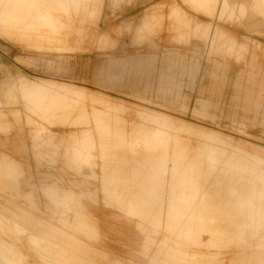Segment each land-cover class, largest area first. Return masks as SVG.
<instances>
[{"label": "rangeland", "instance_id": "obj_1", "mask_svg": "<svg viewBox=\"0 0 264 264\" xmlns=\"http://www.w3.org/2000/svg\"><path fill=\"white\" fill-rule=\"evenodd\" d=\"M12 1H0V264H263L264 0H215L214 17L184 0ZM173 8L210 24L208 41L181 39ZM215 80L218 105L205 100ZM15 156L79 186L30 184Z\"/></svg>", "mask_w": 264, "mask_h": 264}, {"label": "crops", "instance_id": "obj_2", "mask_svg": "<svg viewBox=\"0 0 264 264\" xmlns=\"http://www.w3.org/2000/svg\"><path fill=\"white\" fill-rule=\"evenodd\" d=\"M185 3L191 4L197 11L203 13L204 15L208 17H214L216 16V3L215 0H184ZM232 0H222L220 2V8L222 11H229ZM157 12H152L149 15H147L146 20L143 22V25L140 27L138 31V35L136 37L137 42L143 41L146 38V34L152 33L154 26H155V20H157ZM172 19H174L178 23L177 31L180 33V38L184 39L186 41L191 40L192 35L194 38H197L201 42L205 43V41H208V35H209V30L211 29L210 24L206 22H195L193 25L191 24V20L186 17V14L182 13L180 9L178 8H173L172 13L170 15ZM192 25V27H191ZM182 27L186 28L187 30L189 29L190 31L183 33V30L181 29ZM143 31V32H142ZM216 33V31H215ZM214 33V35H215ZM218 35H222L218 40L219 43L223 42L225 45L230 44L232 41V37L227 35L224 31L218 30L216 33ZM213 35V36H214ZM151 39H149L150 41ZM144 64L147 66V70L151 67L150 62H144L141 63V65ZM126 65H122L123 69H126ZM19 65L17 64V67ZM21 67V66H19ZM149 67V68H148ZM164 76V75H163ZM214 79H217L216 74L211 75ZM208 93L210 94L209 99H205L209 103H213L215 105H218L217 103L213 102L211 100L212 97H219L221 95V86H219L216 83V80L213 82L212 85H209V88L207 89ZM205 93V89L202 88L201 94ZM247 101L249 103L247 104L248 106L251 104L249 95L247 96ZM17 140V139H16ZM16 152L15 154H17ZM14 160L21 163L23 165V169L25 172V177L28 180L30 184L33 185H61V181H65L66 184L68 185L69 183L74 184L75 186H79L78 181H74V179L65 173H62L60 167L52 168V170H42L41 168H38L36 163L32 160L26 159L25 156L23 158H20L19 156H15ZM47 169V168H45ZM36 195V194H35ZM36 205L38 209L46 212L47 214L50 215V211L54 210L55 208L51 205L50 202H46L42 195L40 193L37 194V200H36ZM103 221V220H102Z\"/></svg>", "mask_w": 264, "mask_h": 264}, {"label": "bare ground", "instance_id": "obj_3", "mask_svg": "<svg viewBox=\"0 0 264 264\" xmlns=\"http://www.w3.org/2000/svg\"><path fill=\"white\" fill-rule=\"evenodd\" d=\"M0 1H1V0H0ZM5 1H7V0H5ZM18 1H19V0H18ZM18 1H17V2H13V1H12L11 3L9 2V4H11L12 7L15 6L14 11H15V9H17L16 7L20 8L21 10H23L21 7L16 6V5H18ZM22 1H23V0H22ZM29 1H30V0H29ZM29 1H28V2H29ZM34 1L36 2V0H34ZM40 1H41V0H40ZM50 1H51V0H50ZM30 2H31V1H30ZM30 2H29V3H30ZM43 2H44V0H43ZM82 2H83V1H82ZM0 3H1V2H0ZM12 3H14V4L16 3V5H13ZM25 3H26V1L24 0V3H23V4H25ZM40 3H41V2H40ZM40 3H38V0H37V4H40ZM3 4H4V2L2 3V6H6L5 4H4V5H3ZM9 4H8V2H7V6H8ZM26 4H27V3H26ZM31 4H32V3H30V5H31ZM35 4H36V3H35ZM19 5H20V6H25V5H21L20 2H19ZM27 5H29V4H27ZM27 5H26V8H27V7H32V6H27ZM49 5H50V4H49ZM0 6H1V4H0ZM7 6H6V7H7ZM33 6H34V5H33ZM36 6H37V5H36ZM36 6H35V7H36ZM52 6H53V5H52ZM12 7H9V8H12ZM35 7H32V8L34 9ZM40 7H41V6H40ZM45 7H46V6H45ZM56 7H57V6H56ZM9 8H8V9H9ZM26 8H25V10H23L22 12H26V11H27ZM41 8H42V7H41ZM49 8H50V7H49ZM52 8H53V7H52ZM3 9H6V8L3 7ZM30 10L32 11V9H30ZM34 10H35V9H34ZM36 10H37V8H36ZM39 10H40V8H39ZM39 10H37V12H38ZM43 10H45V9H42L40 12H42ZM54 10H55V9H54ZM0 11H2L1 8H0ZM5 11H7V9L4 10L3 14L6 13ZM16 11H18V10H16ZM48 11H49V10H48ZM8 12H9V10H8ZM12 12H13V11H12ZM18 12H19V11H18ZM18 12L14 13V15L16 16V14H17ZM37 12L33 11L32 13H36V16H37ZM45 12H46V11H45ZM55 12H56V11H55ZM20 13H21V12H20ZM20 13L17 14L18 17H20V16H19ZM32 13H31V12H28V13H24V14L22 13V14H23V15L28 14V15H29V18H30V15H33V16L35 15V14H32ZM3 14H2V15H3ZM8 14H9L8 17H10V16H11V9H10V13H8ZM22 14H20V15H22ZM38 14H39V13H38ZM42 14H43V13H42ZM42 14H40V15H42ZM5 15H6V14H5ZM5 15H4V16H5ZM14 15L12 14L13 17H15ZM28 15H26V16L28 17ZM45 15H46V14H45ZM51 15H52V14H51ZM33 16H32V17H33ZM36 16H35V17H36ZM42 16H43V15H42ZM56 16H57V15H56ZM56 16H55V17H56ZM59 16H61V15H59ZM13 17H11V18H13ZM21 17H22V16H21ZM27 17H26V18H27ZM35 17H34V20H35ZM15 18H16V17H15ZM26 18H24V19L26 20ZM36 18H37V17H36ZM30 19H31V18H30ZM51 19H52V18H51ZM9 20H10V19H9ZM13 20H14V18H13ZM13 20L11 19L10 21H13ZM15 20H16V19H15ZM34 20H33V21H34ZM7 21H8V20H7ZM7 21H5V22H7ZM19 21H20V18H19ZM22 21H23V20H22ZM26 21H28V19H27ZM51 21H52V20H51ZM8 22H9V21H8ZM14 22H15V21H14ZM17 22H18V21H17ZM17 22H16V23H17ZM29 22H31V21H28V23H29ZM9 23H11V22H9ZM12 23H13V22H12ZM19 23H20V22H19ZM21 23H22V22H21ZM32 23L34 24V22H32ZM52 23H53V22H52ZM14 24H15V23H14ZM23 24H24V23H22V25H23ZM35 24H36V23H35ZM15 25H16V24H15ZM20 26H21V24H20ZM2 27H3V26H2ZM23 27H24V26H23ZM19 28H20V27H19ZM40 28H41V27H40ZM14 29H15V28H14ZM9 32H10V31H9ZM9 32H8V33H9ZM24 33H25V32H24ZM26 33H27V32H26ZM46 33H47V32H46ZM50 33H51V32H50ZM22 34H23V33H22ZM26 35H27V34H26ZM31 35H32V34H31ZM31 35H30V36H31ZM53 35H54V34H53ZM23 36H24V35H23ZM43 36H44V35H43ZM35 37H36V35H35ZM53 37H54V36H53ZM56 37H57V36H56ZM26 38H27V37H26ZM33 38H34V37H33ZM41 38H42V37H41ZM41 38H40V39H41ZM47 38H48V37H47ZM50 38H51V37H50ZM50 38H49V39H50ZM54 38H55V37H54ZM42 39H43V38H42ZM64 39H65V37H64ZM24 40L26 41L25 38H24ZM45 40H46V38H45ZM47 40H48V39H47ZM47 40H46V41H47ZM50 40H51V39H50ZM53 40H54V39H53ZM51 41H52V40H51ZM55 41H56V40H55ZM57 41H60V40H57ZM63 41H64V40H63ZM43 42H44V41H43ZM53 42H54V41H53ZM47 43H48V42H47ZM54 84H55V83H54ZM51 85H52V84H51ZM54 86H55V85H54ZM31 88H32V87H31ZM64 89H65V88H64ZM62 90H63V88H62ZM67 90H68V89H67ZM71 90H72V89H71ZM77 91H78V90H77ZM67 92H68V91H67ZM72 92H73V91H72ZM51 93H52V92H51ZM77 94H80V93L77 92ZM159 119H160V118H159ZM157 120H158V119H157ZM158 121H159V120H158ZM156 122H157V121H156ZM191 129H192V128H191ZM189 131H190V130H189ZM192 133H193V132H192ZM166 134H167V133H166ZM168 134H169V133H168ZM190 134H191V133H190ZM191 136H192V135H191ZM209 136H210V135H209ZM161 138H162V137H161ZM169 141H170V140H169ZM234 141H235V140H234ZM225 143H226V142H225ZM233 144H234V143H233ZM235 145H236V144H235ZM153 147H154V146H153ZM118 148H119V147H118ZM181 148H182V147H181ZM160 149H161V148H160ZM207 149H208V148H207ZM240 149H241V148H240ZM242 150H243V149H242ZM153 151H154V150H153ZM232 153H233V152H232ZM248 153H249V152H248ZM174 154H175V153H174ZM193 154H194V153H193ZM199 154H201V153H199ZM190 155H191V154H190ZM194 155H195V154H194ZM231 155H233V154H231ZM259 155H260V154H259ZM234 156H235V154H234ZM239 156H240V155H239ZM205 157H206V156H205ZM186 158H187V157H186ZM191 158H192V157H191ZM216 158H217V157H216ZM236 158H237V157H236ZM111 159H112V158H111ZM123 159H124V158H123ZM187 159H188V158H187ZM199 159H200V158H199ZM11 160H12V159H11ZM201 160H202V159H201ZM203 160H204V159H203ZM203 160H202V161H203ZM219 160L221 161L222 159L220 158ZM224 160H225V159H224ZM224 160H223V161H224ZM228 160H229V158H228ZM243 160H244V159H243ZM160 161H161V160H160ZM84 162H85V161H84ZM186 162H187V161H186ZM194 163H196V162H194ZM205 163H206V162H205ZM242 163H243V162H242ZM163 165H164V164H163ZM172 165H173V164H172ZM180 165H181V164H180ZM202 165H203V163H202ZM202 165H201V166H202ZM205 165H206V164H205ZM161 166H162V165H161ZM173 166H174V165H173ZM197 166H198V165H197ZM199 166H200V165H199ZM199 166H198V167H199ZM237 166H238V165H237ZM154 167H155V166H154ZM166 167H167V166H166ZM208 167L210 168V166H208ZM15 168H16V167H15ZM202 168H203V167H202ZM202 168H200V169H202ZM217 168H218V166H217ZM221 168H222V167H221ZM221 168H218V169L221 170ZM200 169H199V171H200ZM207 169H208V168H207ZM207 169L205 170V173H206V171L208 172ZM224 169H225V168H224ZM227 169H228V168H227ZM245 169H246V168H245ZM125 170H126V169H125ZM133 170H134V169H133ZM156 170H157V169H156ZM183 170H184V169H183ZM210 170H211V169H210ZM210 170H209V171H210ZM212 170H213V169H212ZM216 170H217V169H216ZM220 170H219V171H220ZM243 170H244V169H243ZM150 171H151V170H150ZM197 171H198V170H197ZM197 171H196V172H197ZM199 171H198V173H199ZM219 171L217 170L216 173L218 174ZM153 172H154V171H153ZM157 172H158V171H157ZM172 172H173V171H172ZM194 172H195V171H194ZM194 172H193V173H194ZM196 172H195V173H196ZM203 172H204V171H203ZM210 172H211V171H210ZM210 172H208V173H210ZM224 172H225V171H224ZM224 172H222V173H224ZM239 172H240V171H239ZM198 173H197V176H198ZM219 173H220V172H219ZM227 173H228V172H227ZM234 173H235V172H234ZM236 173H238V171H237ZM121 174H122V173H121ZM125 174H126V173H125ZM134 174H135V173H134ZM136 174H137V173H136ZM200 174H201V173H200ZM211 174H212V173H211ZM211 174H209L208 179H209V177H210ZM220 174H221V173H220ZM224 174H226V173H224ZM228 174H230V173H228ZM171 175H172V174H171ZM193 175H194V174H193ZM195 175H196V174H195ZM215 175H216V174H215ZM215 175L213 174L212 178H213ZM147 176H148V175H147ZM160 176H161V175H160ZM197 176H195V177L197 178ZM227 176H229V175H227ZM231 176H232V175H231ZM240 176H241V175H240ZM240 176H239V177H240ZM252 176H253V175H252ZM162 177H163V176H162ZM167 177H168V176H167ZM200 177H201V176H200ZM200 177H198V178H200ZM205 177H206V175H205ZM205 177H204V178H205ZM218 177H219V178H220V177L222 178V175H221V176H218ZM218 177H216V178H218ZM244 177L247 178L246 176H244ZM244 177H243V178H244ZM182 178H183V176H182ZM226 178H228V177H225V179L223 178L224 181H226ZM229 178H232V177H229ZM234 178H235V177H234ZM237 178H238V176H237L235 179H237ZM149 179H150V178H149ZM165 179H166V178H165ZM200 179H201V178H200ZM208 179H207V181H208ZM223 179H221L222 182H223ZM202 181H203V179H202ZM202 181H201V182H202ZM215 181H216V179H215ZM228 181H229V179H228ZM233 181H234V179H233ZM239 181H240V179H239ZM9 182H10V181H9ZM122 182H123V181H122ZM127 182H128V181H127ZM195 182H196V181H195ZM201 182H200V183H201ZM203 182H204V181H203ZM211 182H213L212 179H211ZM217 182L220 183V182L218 181V179H217ZM204 183H205V182H204ZM204 183H203V184H204ZM218 183H217V184H218ZM223 183H224V182H223ZM238 183H239V182H238ZM253 183H254V182H253ZM11 184H12V183H11ZM167 184H168V183H167ZM175 184H176V183H175ZM194 184H195V183H194ZM224 184H225V183H224ZM234 184H235V183H234ZM158 185H159V183H158ZM201 185H202V184H201ZM201 185H200V186H201ZM206 185H207V184H206ZM213 185H214V183H213ZM225 185H227V184H225ZM244 185H245V183L243 184V186H244ZM246 185H247V183H246ZM254 185H255V184H254ZM260 185H261V184H260ZM7 186H8V185H7ZM188 186H189V185H188ZM208 186H209V185H208ZM208 186H204V187H208ZM211 186H212V185H211ZM215 186H216V184H215ZM227 186H229V185H227ZM234 186H235V185H234ZM240 186H241V183H240ZM243 186L239 187L238 184H237V187H239V188H242ZM255 186H256V185H255ZM258 186H259V185H258ZM15 187H16V186H15ZM145 187H146V186H145ZM190 187H191V186H190ZM220 187H221V186H220ZM220 187H219V188H220ZM225 187H226V186H225ZM230 187H231V186H230ZM260 188H261V187H260ZM260 188H259V189H260ZM217 189H218V188H217ZM223 189H224V188H223ZM244 189H247V190H248V188H245V186H244ZM154 190H155V189H154ZM156 190H157V189H156ZM168 190H169V189H168ZM198 190H199V189H198ZM215 190H216V188H215ZM219 190H220V189H219ZM221 190H222V188H221ZM229 190H230V189H229ZM229 190H228V192H229ZM242 190H243V189H242ZM249 190H250V189H249ZM160 191H161V190H160ZM205 191H206V189H205ZM207 191H208V189H207ZM207 191H206V192H207ZM210 191H211V190H210ZM225 191H226V190H225ZM232 191H233V187H232ZM239 191H241V189H239ZM251 191H252V190H251ZM175 192H176V191H175ZM188 192H189V191H188ZM199 192H200V191H199ZM212 192H213V191H211V193H210V192H207L206 194L208 195V194L210 193V194L212 195ZM216 192H217V190H216ZM228 192L226 191L225 193H228ZM243 192H245V191H243ZM246 192H247V191H246ZM249 192H250V191H249ZM252 192H253V191H252ZM258 192H259V190H258ZM149 193H150V192H149ZM154 193H155V192H154ZM160 193H161V192H160ZM167 193H168V192H167ZM213 193H214V192H213ZM218 193H219V191L217 192V194H215V193H214V194L218 196ZM220 193L222 194L221 191H220ZM229 193L232 194L231 190H230ZM229 193H228V194H229ZM236 193L239 194V192H237V191H236ZM256 193H257V192H256ZM150 194H151V193H150ZM192 194H193V193H192ZM197 194H198V193H197ZM206 194H205V195H206ZM214 194H213V195H214ZM221 194H220V195H221ZM240 194H243L242 191L240 192ZM245 194H246V193H245ZM257 194H258V193H257ZM146 195H147V194H146ZM156 195H157V194H155V196H156ZM213 195H212V196H213ZM222 195H223V194H222ZM247 195H248V194H247ZM142 196H143V194H142ZM148 196H149V195H148ZM212 196H209V197L212 198ZM217 196H216V197H217ZM225 196H226V195H225ZM225 196H224V197H225ZM242 196H243V195H242ZM250 196H251V194L249 193L248 197L250 198ZM127 197H128V196H127ZM151 197H152V196H151ZM207 197H208V196H207ZM213 197H214L213 201H215V198H216V197H215V196H213ZM220 197H221V196H219V198H217V199L219 200ZM222 197H223V196H222ZM228 197H229V196H228ZM230 197H231V195H230ZM225 198H227V196H226ZM225 198H224V200H225ZM217 199H216V201H218ZM221 199H223V198H221ZM221 199H220V200H221ZM227 199H228V198H227ZM230 199H232V198H230ZM235 199H236V198H235ZM251 199H252V198H250V200H251ZM157 200H158V199H157ZM139 201H140V200H138V203H139ZM211 201H212V200H211ZM228 201H229V200H228ZM231 201L233 202V199H232ZM234 201H235V200H234ZM134 202H136V201H134ZM154 202H155V201H154ZM192 202H193V201H192ZM253 202H255V201H253ZM263 202H264V201H263ZM263 202H262V203H263ZM132 203H133V202H132ZM147 203H148V202H147ZM155 203H156V202H155ZM229 203H230V202H229ZM143 204H144V203H143ZM150 204H151V203H150ZM158 204H159V203H158ZM197 204H198V203H197ZM201 204H202V203H201ZM212 204H213V203H212ZM216 204H217V203H216ZM225 204H226V203H225ZM240 204H241V203H240ZM246 204H247V203H246ZM254 204H255V203H254ZM139 205H140V204H139ZM153 205H154V203H153ZM194 205H195V204H194ZM263 205H264V204H263ZM196 206H197V205H196ZM227 206H228V205H227ZM250 206H251V205H250ZM254 206H255V205H254ZM149 207H150V206H149ZM159 207H160V206H159ZM177 207H178V206H177ZM211 207H212V206H211ZM245 207H246V206H245ZM262 207H263V209H264V206H261L260 208H262ZM120 208H121V207H120ZM150 208H151V207H150ZM150 208H149V209H150ZM199 208H200V207H199ZM204 208H205V207H204ZM208 208H210V207H208ZM225 208H226V207H225ZM138 209H139V208H138ZM144 209H145V208H144ZM161 209H162V208H161ZM181 209H182V208H181ZM216 209H217V208H216ZM222 209H223V208H222ZM255 209H256V208H255ZM123 210H124V209H123ZM214 210H215V209H214ZM217 210H218V209H217ZM250 210H251V208H250ZM261 210H262V209H261ZM127 211H128V210H127ZM222 211H223V210H222ZM225 211H226V210H225ZM140 212H141V211H140ZM144 212H145V211H144ZM157 212H158V211H157ZM166 212H167V210H166ZM201 212H202V211H201ZM201 212H200V213H201ZM220 212H221V211H220ZM238 212H239V211H238ZM158 213H161V211L158 212ZM163 213H164V212H163ZM171 213H172V212H171ZM171 213H170V214H171ZM198 213H199V212H198ZM211 213H212V212H211ZM230 213H231V212H230ZM239 213H240V212H239ZM139 214H140V213H139ZM152 214H153V213H152ZM196 214H197V213H196ZM196 214H194V215H196ZM212 214H213V213H212ZM224 214H225V213H224ZM232 214H234V213H232ZM244 214H245V213H244ZM145 215H146V212H145ZM147 215H148V214H147ZM160 215H161V214H160ZM201 215H202V214H201ZM222 215H223V214H222ZM141 216H142V215H141ZM161 216H163V214H162ZM226 216H228V215H226ZM154 217H155V216H154ZM154 217H153V219H154ZM165 217H166V216H165ZM190 217H191V216H190ZM219 217H220V216H219ZM234 217H235V216H234ZM238 217H239V214H238ZM171 218H172V217H171ZM182 218H183V217H182ZM205 218H206V217H205ZM160 219H161V218H160ZM160 219H159V220H160ZM183 219H184V218H183ZM229 219H230V218H229ZM232 219H233V218H232ZM239 219H240V218H239ZM263 219H264V216H263ZM165 220H166V219H165ZM241 220H242V219H241ZM244 220L246 221V219H244ZM142 221H143V220H142ZM153 221H154V220H153ZM170 221H171V219H170ZM170 221H169V222H170ZM228 221H229V220H228ZM233 221H234V220H233ZM239 221H240V220H239ZM239 221H238V222H239ZM144 222H145V221H144ZM157 222H158V221H157ZM177 222H178V221H177ZM194 222H195V221H194ZM240 222H241V221H240ZM181 224H183V223H181ZM192 224H193V223H192ZM159 225H160V224H159ZM193 225H194V224H193ZM198 225H199V224H198ZM181 226H182V225H181ZM190 226H191L192 229H193V226H192V225H190ZM207 226H208V225H207ZM165 227H166V226H165ZM167 227H168V226H167ZM198 228H199V227H198ZM189 229H190V228H189ZM194 230H195V228H194ZM7 231H8V230H7ZM7 231H6V232H7ZM158 231H159V230H158ZM197 231H198V230H197ZM199 231H200V230H199ZM10 232H11V231H10ZM13 232H14V231H13ZM146 232H147V231H146ZM152 232H154V231H152ZM201 232H202V231H201ZM201 232H200V233H201ZM205 232H206V231H205ZM211 232H212V231H211ZM211 232H210V233H211ZM11 233H12V232H11ZM156 234H157V233H156ZM174 234H175V233H174ZM202 234H203V233H202ZM262 234H263V233H262ZM13 235H14V234H13ZM167 235H168V234H167ZM260 236L263 237V235H260ZM15 237H16V235H15ZM198 237H199V236H198ZM214 239H215V238H214ZM262 239H263V238H262ZM13 241H14V240H13ZM225 241H226V240H225ZM259 241H260V240H259ZM16 242H17V241H16ZM180 242H181V241H180ZM197 242H198V241H197ZM210 242H211V241H210ZM226 242H227V241H226ZM2 243H3V242H2ZM220 243H221V242H220ZM255 243H256V242H255ZM257 243H258V242H257ZM257 243H256V244H257ZM198 244H200V243H198ZM227 244H228V243H227ZM260 244H261V243H260ZM262 244H264V243H262ZM179 245H180V244H179ZM189 245H190V244H189ZM204 245H205V244H204ZM206 245H207V244H206ZM223 245H224V244H223ZM223 245H222V246H223ZM251 245H253V244H251ZM0 246H1V245H0ZM192 246H193V245H192ZM194 246H196V245H194ZM200 246L203 247V245H200ZM200 246H198V247H200ZM219 246H220V245H219ZM224 246H225V245H224ZM255 246L258 247L259 245L257 244V245H255ZM202 247H201V249H202ZM209 247H210V246H209ZM213 247H214V246H213ZM246 247H247V246H246ZM251 247H252V246H251ZM188 248H189V247H188ZM194 248H195V247H194ZM207 248H208V247H207ZM216 248H217V247H215V249H216ZM219 248H221V247H219ZM222 248H223V247H222ZM225 248H226V247H225ZM242 248H243V247H242ZM160 249H161V248H160ZM192 249H193V248H192ZM192 249H191V250H192ZM211 249H212V248H211ZM202 250H203V249H202ZM220 250H221V249H220ZM236 250H237V249H236ZM192 251H193V250H192ZM196 251H198V250H195V252H196ZM261 251H262V254H263V253H264V252H263L264 250H261ZM202 253H203V252H202ZM159 254H160V253H159ZM258 254H260V253H258ZM240 255H241V254H240ZM240 255H238V256H240ZM256 255H257V254H256ZM256 255H255V256H256ZM241 256H242V255H241ZM245 256H246V255H245ZM245 256H244V257H245ZM234 257H235V256H234ZM256 257H257V256H256ZM258 257H261V258H262V257H264V256H261V255H260V256H258ZM164 258H165V257H164ZM240 258H242V257H240ZM245 258H246V257H245ZM249 258H250V257H249ZM232 259H233V258H232ZM247 259H248V258H247ZM250 259H251V258H250ZM262 259H263V258H262ZM239 260H240V259H239ZM259 260H260V259H259ZM259 260H258V262H259ZM260 261H262L261 263H263V260H260ZM173 262H174V261H173ZM240 262H241V264H242V261H239V263H240ZM254 262H257V261H254ZM258 262H257V263H258ZM192 263H194V262H192ZM235 263H236V262H235ZM237 263H238V262H237ZM239 263H238V264H239ZM212 264H213V263H212ZM222 264H223V263H222ZM243 264H244V263H243ZM248 264H249V263H248ZM263 264H264V263H263Z\"/></svg>", "mask_w": 264, "mask_h": 264}]
</instances>
